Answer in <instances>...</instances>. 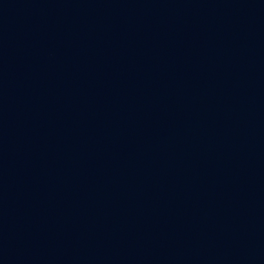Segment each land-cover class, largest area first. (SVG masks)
<instances>
[{"label":"water","instance_id":"95a60500","mask_svg":"<svg viewBox=\"0 0 264 264\" xmlns=\"http://www.w3.org/2000/svg\"><path fill=\"white\" fill-rule=\"evenodd\" d=\"M0 264H264V0H0Z\"/></svg>","mask_w":264,"mask_h":264}]
</instances>
